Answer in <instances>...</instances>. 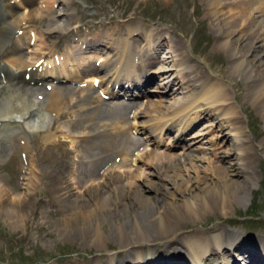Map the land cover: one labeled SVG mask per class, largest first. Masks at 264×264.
I'll use <instances>...</instances> for the list:
<instances>
[{"label": "bare ground", "instance_id": "bare-ground-1", "mask_svg": "<svg viewBox=\"0 0 264 264\" xmlns=\"http://www.w3.org/2000/svg\"><path fill=\"white\" fill-rule=\"evenodd\" d=\"M207 1H209L215 12L212 13V17L214 18V23H216L217 32L219 34L217 37V46H219L221 50L228 49L233 52L229 60V66L230 70H232V75L234 73L236 77L233 78L232 75L226 77L224 73L221 72L218 76L219 79L211 80L208 78L206 81L202 79L203 82H201V84H195L193 82L194 79H190L194 71L190 73L192 68L187 65L188 57L185 55L184 49H176L173 38L167 33L164 35L161 28L150 29L151 27H144L145 32H143V28L139 27V25L142 26L141 23H134L133 21L123 26V31L113 32L112 29L102 35L100 34L101 31H98V34L93 38L85 39L84 37L74 42L78 45L69 46V50H67L69 52L63 55V59L61 56H56V54V57L47 59L49 56H54L52 53L53 50L42 49L40 55H36L39 51L34 52L33 48L29 50L34 41L33 34L35 32L31 37H28V33L25 34V32L23 36L22 34H17L18 31H20V26L23 24L27 25L25 23L26 21L32 19L38 21L44 20L45 17H43V13H38L39 11L34 9L35 11L29 10L28 13L25 11V13H21L18 17H15L16 12L13 10L14 8H12L13 5L7 6L3 4V13H0V60L2 69L7 71V75L11 76V79L9 78L8 80L14 88L7 83L5 85L4 81L2 82L3 86L0 87V126L1 128L8 129V134L0 132V150L3 148L1 142L4 139L7 137L9 140L13 138L21 152L26 155L27 160L23 193L20 195L11 192L10 189H8L7 176L3 175L0 171V197L5 201L15 202L16 206L17 203L24 205L31 202L32 195L40 190L42 176H54V178L57 176L60 177L61 180L64 179V173L61 169L62 166L60 168L54 167L52 172L46 173V171H41L37 165L38 155H30V151L35 149L34 143L38 146L37 148L39 151L48 152L47 150H50V148L54 147L56 144H67L71 142L72 146L70 149L73 150L75 157H78L79 154L82 153L80 150L75 149V143L85 145L86 149H91L96 152V154L92 156L84 154L88 161L83 162L77 168L76 174L78 177L82 175V168L84 167H86L93 176L99 172L100 168H103L105 171L103 175L101 174L102 178L104 175L111 176L110 179L115 177V175L118 177L115 179L112 186H109L107 183V185H104V183L100 185L99 181L97 186L95 180H92L93 182L90 181V187L94 183L96 184L95 186H97L96 189L94 188V191L91 192L98 191L99 194L97 195L98 192H96L95 197L87 195L89 199L84 196L85 194L82 195L83 193L81 195H78L79 193L75 194L71 182L65 184L67 186L62 188V190H60L59 187L61 186H59V190L63 193V195L60 196L64 197V202L66 204L83 207L82 210L75 209L74 207V209L69 210V214H73V220L76 218L78 219V217L84 218V220L87 221L85 222L86 225L89 221L85 216L91 218L98 216L99 218L106 210H109L112 217L116 216V209H118V206H120L119 203L124 199L130 201L127 209H132L131 211L135 215L131 221L132 223H130V229L132 232L134 230L133 233L136 235L135 239L133 238L123 245V253L121 251L111 252L110 249H108V253L106 251L108 255L105 264H206V262L210 261L212 258L215 260L219 259L218 264H236V259L234 257L242 259L241 262L244 264H264V237L259 234L256 235L257 239L254 240L249 237L242 238L241 235H234L241 233L230 232L222 226L206 230H182L183 226L189 224V222L185 225L182 224L184 219L195 220L194 224H199L200 217L204 213H208L211 210H222V212H225L226 205L231 204V198L238 194L243 186H245L244 184L251 179L252 173L249 171V162L253 154L251 153L252 150L249 148V144H247L248 142H240L241 146L238 145V148H234L236 152L235 155H237V165L231 163L227 168L215 165L211 167V172L214 173V177L208 182L210 183L209 186H206L208 185L207 183L205 185V182H201V173H206L203 169L206 167H204L203 164L208 163L207 158H205V156L199 159L195 158V161L193 158H190V153L193 151L192 145L189 144L187 147V153L176 158L168 157L169 159L167 160L158 158L160 155L159 152H156V147H160L163 140L168 136L165 134L166 129H175L177 134L174 133V139H177L183 132L190 130L192 124H196V122L202 118H204L201 120L202 122L213 120L220 136L225 132L229 135H233L234 139L232 140L230 137L228 138L226 136V143L238 142L237 140H240L239 137L242 134L244 137L246 133L242 131V127L238 126L242 123V118L239 115V109L236 107L239 103L238 101H240L239 95L236 94L237 92L235 89V83L237 82L236 80H238L237 74L239 73L245 74V76L252 80L255 79L258 83L259 87H254L251 91L256 92L258 99L256 103L264 108V51H262L264 49V44L259 45L260 41L262 43L261 38L264 37V0H232V2H228V0ZM15 2V5H17V3H21V0H15ZM59 3L61 7L60 13H54L59 18L55 19V17H53V19L50 20L48 18L52 24L51 28H48L49 30L47 33L64 37L67 33L70 34L74 31L71 29V22L75 13H72L66 8L68 3H65L64 0H59ZM26 6V4L23 5V8L25 9ZM27 8L28 7H26V9ZM32 11L36 13H32ZM227 13L232 14L230 19L226 17ZM54 20H56L55 24L53 23ZM249 28L255 30L251 33L246 32L245 29L248 30ZM30 32L33 31L31 30ZM142 34V42L145 41L140 44V37ZM138 35L140 36L138 37ZM251 39L252 42L245 45L244 49L242 44ZM132 41H135V43L137 41L139 46L135 48L132 47ZM109 46H112V49H110ZM116 49L118 50V54L113 52L114 55H112L111 50ZM133 49H136V52L133 51ZM165 50L166 55H164V53V56L158 59L157 54H162ZM95 58H99L98 60H100V63H105L107 65L112 63H110V61H114L113 73L105 75L107 87L103 90L99 89V94L95 98L97 106L88 107L79 104V112L72 110L74 111L73 115L77 118L75 121H70L68 123V131L63 130V128L66 129V125L62 124L61 118L65 114V111H67L65 110L67 103L62 94L63 82L70 79L73 82H81L80 79L83 78L82 82L89 87L91 86L93 89H95L93 86L96 84L94 82L99 80L101 82L99 87L104 88L105 86L104 77L100 74H98L99 77L95 76L96 73H89L82 76L81 68L88 66ZM153 59L162 63V65L157 64V66L162 67V69H158L157 72H153L151 69L152 67L150 64ZM137 61L138 64L140 62L141 66L136 68ZM173 63L175 64L173 65ZM164 65L166 66L165 69H163ZM157 66L155 68H160ZM17 67H20L21 70L19 69V71H17ZM139 69L144 73L146 80L144 76L141 75L142 72H140V75H138L136 79H133L132 76L136 73V70ZM21 71L22 73L29 72L30 79L35 80V83L41 81L45 86L49 85L48 87H50V90L45 87L44 91L43 87L32 89L29 87L32 82L25 80V74L23 75L24 78H22L20 75ZM173 71L176 72L175 75H170L169 73ZM150 73H157L160 76H164L166 86L162 87L164 91H162L163 94L159 96L160 100L150 101L149 104L145 106L142 105V109V107L139 108V105H135L134 102L130 103L128 101L129 92L134 93L132 91H140L141 88H145L146 85H149V82L154 81L155 77L152 76L149 78L146 76L150 75ZM122 74L123 78H121ZM176 74L178 76L177 78H175ZM200 74L201 73L198 72L195 79H201ZM188 75L190 76L189 79L187 77ZM179 77L182 80V87L185 86L184 89H186L189 95L182 99L174 100L171 102V105L166 106L165 104L168 99L176 97L179 89L182 88L174 92L170 87L171 83L176 85V80H178ZM223 84H225L227 88L223 86ZM118 85L122 86L123 89L119 87V90L116 91L115 89ZM125 85L128 87L127 89ZM254 86H256V84ZM168 88H170L171 91L168 90ZM233 90L235 93L232 92ZM82 91L86 92L87 90ZM118 92L120 95L123 93L124 95L119 98ZM42 94L44 98L40 101L39 97ZM139 94L143 95L144 92H139ZM106 95L112 96L113 100L108 102L104 100L103 96ZM72 99L74 100V98ZM155 102H157V105L154 104ZM88 108L90 109L89 112L86 111ZM80 113H88L89 115L86 118H80ZM56 122H61V124L59 123L60 126L55 127L54 130ZM77 123L81 124L78 125ZM151 124L152 127L150 131L153 132V137H156L157 140H153L152 137L149 138L146 136L143 142H137L133 132L143 133L145 130L144 128H146V126L149 127ZM76 126L80 130H73V127ZM203 131L198 130L190 134V136L188 132L187 138L201 139L204 136ZM59 133H65L68 142H65L66 140L59 141ZM148 135L150 134L148 133ZM244 143L246 144L244 145ZM234 144L237 145V143ZM1 151H4V149ZM131 152H133V156L134 153L137 152L135 159L134 157L132 159V162L136 163V165L134 164V167L131 165L133 168H129L128 171L121 172L122 170H119L120 172H118V169H122L127 163V158L130 157ZM49 154L50 152H48V155ZM113 154H116V157H114L115 162L113 160V163L110 164V156ZM154 155L158 156L156 157ZM2 156L0 153V167L5 159L2 158ZM152 156L158 158L157 168L159 171H147L148 168H151L150 166L153 168L154 162L152 161ZM117 157H123V162L117 164ZM164 161H166V164H161V162ZM209 162L211 163V161ZM144 166L146 167V171L143 170ZM162 173L164 174L161 175ZM121 175L123 177H121ZM152 176H157L158 178L155 177L156 180L163 179L169 182V187H165L167 193L168 191L180 192V190L183 189L182 187H186V192L181 193L189 194L193 198L191 199V197H188L185 199L183 205L176 207L173 205L167 206L165 202L159 204L162 201V199H160V201L155 203L156 207L153 210L148 209L141 211L142 206H144L142 197L147 198L148 196H140L139 187L138 189L136 188L134 179L136 177L137 179H144L147 183V189L155 191L154 184L156 183L150 179ZM120 177L124 178L126 181L128 180L126 183L128 186H125L124 180L122 181ZM238 177L242 178L243 181H235ZM81 178H83V176H81ZM2 181H5V184H3ZM116 185L117 188H114ZM195 185L197 186L195 187ZM193 187L199 192L197 196L200 197V199L198 200L193 196V192L195 191H193ZM85 188H88V186ZM162 189L164 190V188ZM81 192L83 191L81 190ZM60 196H58L57 199ZM197 205L203 213H201L200 210H196ZM9 214L12 215V213ZM22 215L23 214L19 213L20 217H22ZM11 218L13 219V217ZM19 220H22V218ZM65 220L64 218L63 221ZM114 225L117 237L119 240L123 241L125 239L123 225L117 223H114ZM175 225H177V227H175ZM93 229V233L95 234L94 237L98 235V241H102L103 236H101L99 232V227L96 225ZM157 235L158 237L160 236V238L165 237L168 240L171 239L169 237H172L173 242H170V245L163 246L164 249L161 250L162 253L160 254L155 251L158 246L152 247L149 253L145 254V246L150 247L151 244H154L151 243V241L156 239L155 236ZM237 236L240 237L237 238ZM131 245L133 246V253L131 255H125L127 250L126 247ZM180 246H182V248ZM179 249L181 251H179ZM179 252L186 256H181ZM150 254H153V256ZM99 259L100 258L92 260L90 264H99Z\"/></svg>", "mask_w": 264, "mask_h": 264}, {"label": "rangeland", "instance_id": "rangeland-1", "mask_svg": "<svg viewBox=\"0 0 264 264\" xmlns=\"http://www.w3.org/2000/svg\"><path fill=\"white\" fill-rule=\"evenodd\" d=\"M11 1L13 0H5V3L11 4ZM80 1L82 3H80ZM229 1L232 2V0H228V2ZM64 2L68 3L66 8L68 9V7H70L72 9L71 12L75 13L71 23H73L74 29L76 28L75 31L78 32L82 37H84L88 32L92 35H97L99 29L97 28L98 31L95 32L94 26H102V28H105L107 25L109 28V24L111 23L112 25L110 24V26L113 27H110V30L113 29V32H120V30L123 31V26L128 25L130 22H140L142 26L139 25V27L143 28V32H145L144 27H151L150 29L161 28L164 35L167 33L171 38H173L176 49H184L183 51L188 57L187 65L192 68L190 73L194 71V74H192L191 77L189 75L187 77L188 79L189 77L190 79L193 78V82L195 84H201V82L206 81L208 78L211 80L219 79L218 76L221 72H223L224 76L226 77L232 75V70H230L229 66V60L233 52L228 49L221 50L219 46H217V37L219 34L217 32L216 23H214V18L212 17V13L215 12L207 0H64ZM27 7V9L25 8L19 12H16L15 17H18V15L21 13H25V11L28 13L29 10L34 9H37L39 11L38 13H43V17H45V19L42 21H38L36 19H32L30 21L28 20L25 22L27 25L24 24L21 26L23 29L25 28V32L27 33H30L31 30H33V33L35 32L34 34L37 36L38 40H36L32 47L34 52L39 51L38 53H41L40 51L46 48L49 50L52 49L54 54H64L63 49L67 46L66 41L68 39H72L73 36L66 35L64 37H59L54 34L47 33L49 30L48 28H51L52 24V22L49 20L53 19V17H56L57 13H60L61 7L58 4V0H29L27 1ZM34 11H32V13H36ZM230 16L232 17V14H226L228 19H230ZM53 23L55 24L56 20H54ZM100 23L103 25H98ZM78 30H80V32ZM253 30L255 29H245V31L249 33L253 32ZM261 40L262 43L260 41L259 45L264 44V37L261 38ZM132 42L133 45H136L134 47L139 46L137 41L136 43L135 41ZM251 42L252 39L246 43H243V48L245 49V45ZM262 51H264V49ZM174 64L175 63H173V65ZM198 72L201 73V79L199 80L195 79V76L198 75ZM172 73L175 75L176 72ZM232 77L235 78L236 75L233 73ZM178 79V84H182V81L180 80L181 78L179 77ZM237 79L238 80H236L237 82L235 83V89L237 92L236 94L239 95L240 101H238L239 103L236 107L239 109V115L242 118V123H240L238 126L243 128L242 131H245L246 135L243 137L242 134L239 137L240 140H237L239 143L236 141L232 143H226V136L228 138L230 137L232 140L234 139L233 135H229L225 132L222 136H220L213 120L205 121L204 124L198 127L200 130H204V136L201 139H198V142L196 141L197 143L192 147L193 151L190 153V158H193L194 161L195 158L199 159L204 156L207 158L208 163L203 164L204 167H206L203 168L206 173H201V182H205L204 184L206 185L207 183L208 185L206 186H209L210 183L208 182H210V180H212L214 177V173L211 172V167L215 165L218 167L221 166L222 168H227L231 163L235 165L237 163V155H235L236 152L234 150L241 146L240 142L247 141L249 148L252 150L251 153L253 154V157L249 162V171L252 173V180L250 179L245 184L243 183L245 186H243L238 194L231 198V204L226 205L225 212H222V210H211L208 213H204L200 217L201 224H194L195 220L184 219L182 224L185 225L187 222H189V224H186L187 226L182 227L183 231H191L192 229L206 230L215 228L217 226H222L230 232L242 233V237L246 235L245 237L255 238L258 234L264 237V108L263 106L256 103V101H258L256 92L251 91L254 87H259L255 79L252 80L242 73L237 74ZM255 84L256 86H254ZM223 86L226 87L225 84H223ZM77 89L80 88L72 85H64L62 87V94L67 103L65 110H68L65 111V114L61 118L62 123L75 119V117L70 114V111L73 112L72 110H75L79 112V103H85L90 107L94 106L93 100L90 101V99H82L81 97H83V95L80 90L77 91ZM175 89L178 88L175 87ZM183 92H186V89L183 90ZM232 92H234V90ZM162 94L163 93H159L156 95L155 93V96L153 95L146 98L144 103L138 101L136 104H138L139 107H142L143 109L142 105L145 106L153 100H160L159 96ZM187 95H189V93L178 94V96H176L177 98H169L165 105H171V102L174 100L182 99L183 97H187ZM72 98H74V102L71 101L73 100ZM90 98L93 99L91 95ZM154 104L157 105V102ZM66 112L69 113L66 114ZM88 115L89 114H87V116ZM84 116L85 118L87 117L86 113H84V115H82L80 118H83ZM77 124L80 125L81 123ZM204 125H206L207 128L204 127ZM58 126L60 125L58 122H56L54 125V130L55 127ZM149 127L151 128L152 124ZM198 128L196 130H198ZM67 129H69V127L66 125V129L63 128V130L68 131ZM73 130L78 131L80 129H78L76 126L73 127ZM193 132H195V129ZM65 133L58 134L59 141L66 140L65 142H68V139L65 137ZM136 137L139 138V136ZM171 139L172 138L170 135H168L164 139V143L171 142ZM12 143L14 145V149L11 150L9 156L4 159V162L0 167V171L3 175L8 176L6 177L8 189H10L11 192L21 195V193H23V186L26 177V160L16 142L13 140ZM234 143H237V145ZM34 144L35 149L30 151V155H38L37 161L39 164L37 163V165L41 171H46V173L52 172L54 167L60 168L62 166L61 169L64 173V179L61 180L60 177L57 176H55V178L54 176H42L43 178L41 177L42 185H40V190L34 193L35 195H32L31 202H28L24 205L17 203L16 206L15 202L13 203L11 201H5L0 197V264H90L91 261L96 258H100L99 264H105L107 262L108 249H110L111 252L121 251L123 253V245H125L127 241L129 242L136 237L135 233H133L134 230L132 232L130 229V223H132L131 221L135 216L131 211L132 209H127L130 201L125 199L122 200V202L120 201V206H118V209H116V216L112 217V214L109 212V210H106L102 216L99 214V218L98 216H94L92 218L85 216L89 221L85 225V222L87 221L84 220V218L82 219L78 217V219L76 218L73 220V214H69V210L74 208L82 210L83 207L68 205L64 202V197L60 196L63 195L60 190L67 186L65 184L71 182L75 194L79 193L78 195H81L83 193L82 195L85 194L84 196H86L88 199L89 196L87 195L95 197V194L98 191H91H94V188L96 189L98 186V181L100 182V185L104 183V185L108 184L109 186H112L118 176L115 175V177L110 179L111 176L104 175L102 178L101 174L103 175L104 172L94 174L93 176L90 174L88 169L84 167L82 168L81 175L83 178H81V176L78 177L76 174L78 167L74 161V155L68 151L72 146L71 142H68L67 144L62 143L59 145H54V147L50 148V150H47L50 152L49 155L48 152L39 151L36 143ZM245 144L246 143H244V145ZM80 146L86 148L85 145ZM160 150L161 151L156 150L157 153L159 152L160 157L158 155L154 156H158V158H163L164 160L172 157L176 158L180 155H183L184 153H187L183 148L180 150L169 151L168 149L162 147ZM154 156H152V161L154 162L153 168L150 166L151 168H148L147 171H159L157 168L158 158H155ZM132 159L133 158L130 157L127 158V163L122 169H118V172L121 170V172L128 171L129 168H133L136 163H133ZM209 161H211V163ZM165 162L166 161L161 162V164H166ZM131 165L133 167H131ZM144 167L143 170L146 171V167ZM87 172H89V174H87ZM163 174L164 173L161 175ZM121 177L123 176L121 175ZM121 177L120 179L123 181L124 178ZM155 177L157 176L150 177V179L156 183L154 184V190L156 189L155 191L152 189H147V183L144 179H137V177L134 179V182H136V188L138 189L139 187L140 196H148V199L142 197V201L144 200V206H142L141 211L148 209L153 210L156 207L155 203L160 201V199H162V201L159 204L165 202L167 206L173 205L176 207L183 205L185 199L188 197H191V199L193 198L189 194L181 193L186 192V187H182V190L179 189L180 192L168 191L167 193L165 191V187H169V182L163 179L156 180ZM92 180L96 181L97 186H95V183L91 185V187L89 186L91 184L90 181ZM236 180L237 182L243 181V179L240 177L235 179V181ZM4 182L5 181H2L3 184H5ZM123 182L126 184L128 180H124ZM84 186H88L89 189L85 188ZM125 186H128V184ZM196 186L197 185H195V187ZM195 187L192 188L193 191L195 190ZM114 188H117V185ZM162 188H164V190ZM81 190L83 192H81ZM198 193V190L193 192V196L196 198V200L200 199V197L197 196ZM98 194L99 192L97 195ZM57 195L60 196L58 199ZM196 210H200L198 205ZM9 213H12V215ZM19 213L23 214L22 217L19 216ZM11 217H13V219ZM21 218L22 220H19ZM64 218L66 219L65 221H63ZM114 223L123 225V229L125 230V239L123 241L119 240L117 237ZM96 225L99 227L101 236H103L102 241H98V235L94 237L95 234L93 233V228H95ZM175 227H177V225H175ZM245 232L247 234H245ZM155 237L156 239L151 241V243L154 244H151L150 247L145 246V254L149 253L151 248L154 246H158L155 251L159 252L160 254L162 253L161 250L164 249L163 246L170 245V242H173L172 237H169L171 238V241L165 237L160 238L158 235ZM239 237L240 236H237V238ZM132 247V245L126 247L127 250L125 255H131L133 253ZM180 247L182 248V246ZM151 256H153V254ZM218 261L219 259H213L211 264H216Z\"/></svg>", "mask_w": 264, "mask_h": 264}, {"label": "water", "instance_id": "water-1", "mask_svg": "<svg viewBox=\"0 0 264 264\" xmlns=\"http://www.w3.org/2000/svg\"><path fill=\"white\" fill-rule=\"evenodd\" d=\"M2 7V3H1V1H0V8ZM1 130H2V128H1V126H0V132H1ZM2 144V143H1ZM4 146V144H2V147ZM2 149H4V151H1ZM1 150H0V152H1V154H4L5 153V148L3 147V148H1ZM2 156V155H1ZM4 156V155H3ZM114 157H116V154L114 155H111V158H114Z\"/></svg>", "mask_w": 264, "mask_h": 264}]
</instances>
